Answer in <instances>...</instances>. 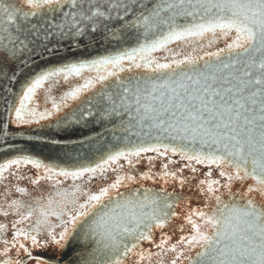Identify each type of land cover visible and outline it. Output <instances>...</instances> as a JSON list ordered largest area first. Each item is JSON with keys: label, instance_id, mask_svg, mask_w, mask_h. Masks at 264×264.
<instances>
[{"label": "snow or ice", "instance_id": "6c2138e0", "mask_svg": "<svg viewBox=\"0 0 264 264\" xmlns=\"http://www.w3.org/2000/svg\"><path fill=\"white\" fill-rule=\"evenodd\" d=\"M0 264H264V0H0Z\"/></svg>", "mask_w": 264, "mask_h": 264}, {"label": "water", "instance_id": "95a60500", "mask_svg": "<svg viewBox=\"0 0 264 264\" xmlns=\"http://www.w3.org/2000/svg\"><path fill=\"white\" fill-rule=\"evenodd\" d=\"M91 54H96L95 50H92ZM28 133H25L23 136H18L17 139L14 141L15 143L24 145L28 144L31 151L35 154H38L42 157H48L50 156L56 149H53L51 146L43 145L41 143H36V142H28L26 141V136ZM151 182H149L150 184ZM193 206H196V202H194Z\"/></svg>", "mask_w": 264, "mask_h": 264}]
</instances>
